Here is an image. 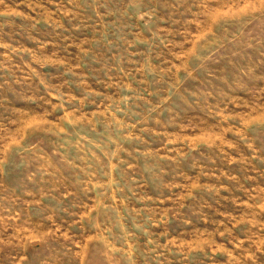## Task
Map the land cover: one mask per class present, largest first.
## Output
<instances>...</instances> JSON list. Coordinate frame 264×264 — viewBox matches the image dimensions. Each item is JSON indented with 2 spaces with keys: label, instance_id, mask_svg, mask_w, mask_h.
<instances>
[{
  "label": "rangeland",
  "instance_id": "obj_1",
  "mask_svg": "<svg viewBox=\"0 0 264 264\" xmlns=\"http://www.w3.org/2000/svg\"><path fill=\"white\" fill-rule=\"evenodd\" d=\"M0 264H264V0H0Z\"/></svg>",
  "mask_w": 264,
  "mask_h": 264
}]
</instances>
